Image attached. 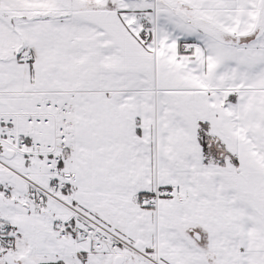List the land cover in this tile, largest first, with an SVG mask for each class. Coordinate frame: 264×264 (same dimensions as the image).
Instances as JSON below:
<instances>
[{
    "label": "snow or ice",
    "instance_id": "obj_1",
    "mask_svg": "<svg viewBox=\"0 0 264 264\" xmlns=\"http://www.w3.org/2000/svg\"><path fill=\"white\" fill-rule=\"evenodd\" d=\"M0 264H264V0H0Z\"/></svg>",
    "mask_w": 264,
    "mask_h": 264
}]
</instances>
